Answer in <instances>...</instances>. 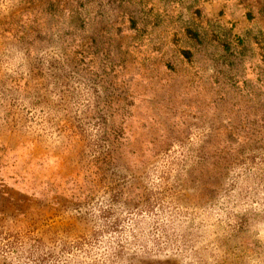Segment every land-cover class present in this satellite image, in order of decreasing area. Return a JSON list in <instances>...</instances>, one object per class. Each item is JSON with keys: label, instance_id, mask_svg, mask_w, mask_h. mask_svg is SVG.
I'll return each instance as SVG.
<instances>
[{"label": "rangeland", "instance_id": "rangeland-1", "mask_svg": "<svg viewBox=\"0 0 264 264\" xmlns=\"http://www.w3.org/2000/svg\"><path fill=\"white\" fill-rule=\"evenodd\" d=\"M187 2L0 0V264H264V33Z\"/></svg>", "mask_w": 264, "mask_h": 264}, {"label": "crops", "instance_id": "crops-1", "mask_svg": "<svg viewBox=\"0 0 264 264\" xmlns=\"http://www.w3.org/2000/svg\"><path fill=\"white\" fill-rule=\"evenodd\" d=\"M185 2V0H183ZM185 13L204 27L230 32L234 37H249L264 33V0H186ZM192 23V24H193Z\"/></svg>", "mask_w": 264, "mask_h": 264}]
</instances>
